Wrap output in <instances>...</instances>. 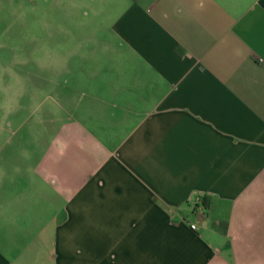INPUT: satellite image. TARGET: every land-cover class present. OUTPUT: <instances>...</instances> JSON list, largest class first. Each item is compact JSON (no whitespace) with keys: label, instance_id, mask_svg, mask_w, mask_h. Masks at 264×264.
I'll return each mask as SVG.
<instances>
[{"label":"crops","instance_id":"0c3cea01","mask_svg":"<svg viewBox=\"0 0 264 264\" xmlns=\"http://www.w3.org/2000/svg\"><path fill=\"white\" fill-rule=\"evenodd\" d=\"M0 11L53 27L0 121V264H264V0Z\"/></svg>","mask_w":264,"mask_h":264},{"label":"rangeland","instance_id":"374dc122","mask_svg":"<svg viewBox=\"0 0 264 264\" xmlns=\"http://www.w3.org/2000/svg\"><path fill=\"white\" fill-rule=\"evenodd\" d=\"M4 12L5 11H0V16L3 15ZM6 12L9 13V11ZM30 15L34 19H38L37 11H31ZM6 22L7 21L5 19L0 17V121H4L5 117L8 116H20L25 113L26 110L32 108L30 104L34 103L36 96L30 95V103L26 106V104H24V100L22 99L23 96L21 95L24 94L25 96L28 88H34L36 83L34 84L33 82L36 81L29 79L30 77L26 74L18 73L21 67L39 69L42 65L46 64V60L38 58V55H42L41 52H44L43 50L47 49L48 43L37 42V40H42L43 37H45V33L51 34L53 28L51 25L39 27L36 23H34V21H32L33 24L24 25V27L14 24L13 26L5 29ZM4 33L10 35L13 34L14 36L17 33H22L24 37L28 35L27 38L31 37L33 41H21V37L17 36V39H14L13 36L14 40L10 41L9 37L3 35ZM37 92H39L41 96L46 93L45 90ZM9 98L15 105L11 107L8 106ZM49 98L51 99V95H49ZM0 157L2 158L1 155Z\"/></svg>","mask_w":264,"mask_h":264},{"label":"built area","instance_id":"2783aa9c","mask_svg":"<svg viewBox=\"0 0 264 264\" xmlns=\"http://www.w3.org/2000/svg\"><path fill=\"white\" fill-rule=\"evenodd\" d=\"M192 209L198 214H203L204 205L202 203V196L200 194H195L191 199ZM189 227L194 229L196 228V221H190L188 223Z\"/></svg>","mask_w":264,"mask_h":264},{"label":"trees","instance_id":"16d2710c","mask_svg":"<svg viewBox=\"0 0 264 264\" xmlns=\"http://www.w3.org/2000/svg\"><path fill=\"white\" fill-rule=\"evenodd\" d=\"M202 203H203L204 207L207 205V197H206V195L202 196Z\"/></svg>","mask_w":264,"mask_h":264}]
</instances>
